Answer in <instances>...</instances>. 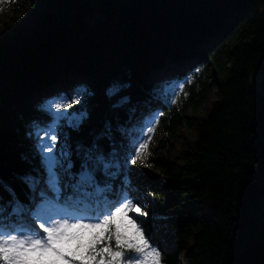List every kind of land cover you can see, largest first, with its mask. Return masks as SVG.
Returning <instances> with one entry per match:
<instances>
[{"label": "trees", "instance_id": "obj_1", "mask_svg": "<svg viewBox=\"0 0 264 264\" xmlns=\"http://www.w3.org/2000/svg\"><path fill=\"white\" fill-rule=\"evenodd\" d=\"M32 4L38 7L32 27L13 18L0 30L5 172L37 176L39 161L26 132L45 116L34 104L80 85L87 91L83 110L91 117L89 131L97 130L109 150L122 154V128L129 116L109 103L113 82L124 94L129 87L135 99L145 98L155 87L152 74L163 65L179 68L193 59L180 77L170 69L173 81L189 75L193 82L185 85L187 97L181 93L161 106L152 158L130 166L133 196L142 207L148 202L155 218L145 224L155 229L152 243L161 248L162 264H264V95L252 81L257 73L264 78V0ZM209 71L207 84L203 77ZM213 89L217 97L206 109ZM189 109L202 112L198 121ZM66 128L72 150L88 147L81 132ZM192 128L194 140L176 156L175 143ZM74 160L78 164L72 154ZM15 186L23 196L25 185L17 180Z\"/></svg>", "mask_w": 264, "mask_h": 264}, {"label": "snow or ice", "instance_id": "obj_2", "mask_svg": "<svg viewBox=\"0 0 264 264\" xmlns=\"http://www.w3.org/2000/svg\"><path fill=\"white\" fill-rule=\"evenodd\" d=\"M258 81L264 95V78ZM192 82L189 75L169 81V104L181 93L187 97L185 85ZM109 95L111 105L127 99L115 82ZM85 99L86 93L77 89L43 102L41 115L48 120L42 127L37 120L34 133L42 166L39 178L31 172L20 177L6 173L0 159V264H162L161 248L145 234L144 222L137 223L149 212L141 210L127 189L130 166L143 164L163 112L142 117L139 132L126 130L121 154L109 150L97 130L89 131L91 117L82 110ZM62 121L86 137L88 147L77 150L78 167L66 151L67 144L60 143L68 139L58 131ZM121 175L124 180L117 194L114 185ZM17 180L25 185L23 196L17 193ZM118 218L129 219L135 228L132 237L121 231ZM73 242L76 247L68 248ZM126 250L132 254L126 255Z\"/></svg>", "mask_w": 264, "mask_h": 264}, {"label": "rangeland", "instance_id": "obj_3", "mask_svg": "<svg viewBox=\"0 0 264 264\" xmlns=\"http://www.w3.org/2000/svg\"><path fill=\"white\" fill-rule=\"evenodd\" d=\"M34 0H0V30H2V23L4 21L7 20H11L13 18H18L20 23L24 26L27 27H32L33 24L35 23V20L38 16L37 13V5L34 6V4H32ZM15 8V9H14ZM17 11V13L15 14L14 11ZM193 59H190L188 62L182 64V66H180L179 68H176L175 64L173 63H168L167 65L163 66V69L161 71H156L154 74H152V81H160L162 82L161 88L157 91L156 89H152L150 92L153 95V97H158V98H163V95L165 94V92L167 91L168 87H169V81L167 78V74L171 73L170 69L172 68V70L174 71L176 70H181V69H185L186 65L190 63V61ZM204 81H206L207 84H210L212 82V72L210 74V71L207 72L204 77H203ZM260 79V75L257 73L254 75V77L252 78L253 84L258 85ZM39 91V90H38ZM144 94V93H143ZM146 96H148V93H145ZM217 97V90L213 89L209 94H208V98L207 101L204 103V107H206V109L209 107L210 102L212 100H214ZM153 98L150 97L145 101H139L134 107V112L137 115H141L146 113L151 106V103ZM76 108H80V105L75 106ZM202 114L201 111L195 113H192L191 110L189 109L188 111V115L189 116H194L195 117V121H198V116H200ZM192 116V117H193ZM66 123L69 124L68 121H62V123ZM61 137H63L62 131H61V127L58 129ZM183 133H185V130L182 128L181 130ZM160 133L158 134V137H160ZM157 136V130L155 131L154 135L152 136L151 142L149 144L148 147V152L145 153V159L143 164L150 158H152V154H153V150H154V146H155V137ZM194 136H195V131L194 128H192L191 132L187 135L184 134L185 140L180 139L178 142L175 143V149H176V156L178 154V152L182 149V146L184 145L185 142L187 143H191L194 140ZM27 138H29L32 141H29V144L32 147H35V142H34V138L30 135H26ZM61 145L65 144V141L62 139L61 140ZM36 150V149H35ZM66 151H68V149L66 148ZM37 152V151H36ZM57 155L59 156V150L57 151ZM149 168V167H148ZM150 169V168H149ZM161 200L163 202L168 200V197L166 195H163L160 197ZM145 208L141 209L142 211H147L149 212V216L148 217H140L137 220V223H140L141 221L144 222V220H148V219H155L153 216L150 215V208L147 205V203L145 204ZM129 216L131 218H136L135 213H130ZM150 222V221H149ZM151 223V222H150ZM116 224L119 225L121 227V231L124 232L126 235L132 237L135 233V228L131 227L129 225V219L127 218H118L116 221ZM144 225V224H143ZM151 231L154 233L155 229L153 227L150 228ZM69 248V245L67 246Z\"/></svg>", "mask_w": 264, "mask_h": 264}, {"label": "bare ground", "instance_id": "obj_4", "mask_svg": "<svg viewBox=\"0 0 264 264\" xmlns=\"http://www.w3.org/2000/svg\"><path fill=\"white\" fill-rule=\"evenodd\" d=\"M188 70V69H187ZM186 69H181V70H178V72H176V77H180V76H182V73H184L185 71H187ZM65 91V90H64ZM141 101H143V100H141ZM152 101H157V99H153ZM34 102H35V98L33 99V103L32 104H34ZM137 103V102H136ZM135 104V103H134ZM35 105V107L37 108L38 106L36 105V104H34ZM128 110V109H127ZM45 121H47V119H45Z\"/></svg>", "mask_w": 264, "mask_h": 264}]
</instances>
